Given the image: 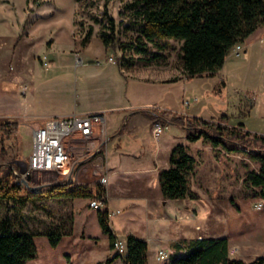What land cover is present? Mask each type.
<instances>
[{
  "label": "rangeland",
  "instance_id": "rangeland-1",
  "mask_svg": "<svg viewBox=\"0 0 264 264\" xmlns=\"http://www.w3.org/2000/svg\"><path fill=\"white\" fill-rule=\"evenodd\" d=\"M128 3L130 2L121 0H82L81 2L49 0L46 2L45 12L51 14L55 10L56 17L47 18L43 22L37 23L34 29L35 34L40 43L51 35L54 36L58 41L56 51H62L63 48L71 46L68 49L67 57H78L79 55L75 54L82 52L81 40L89 27H94V36H100L102 33L107 34L109 30L104 27L109 24V18L112 17L116 21L118 43L115 46H110V52L115 59H119V55L124 53L119 47V43L132 42L140 23L134 11L126 8ZM21 15L19 12L20 17ZM262 31L264 32V26ZM183 46V40H157L153 46L151 45L150 54L142 56L144 58L142 61L144 63L166 61L168 66L164 68V71L167 73L171 72L173 67L178 66L180 69ZM263 47V45H259L250 50L248 55L231 59L233 64L223 72L230 79L229 87L225 88V85L221 84L219 75L191 78L187 85L184 79L171 82L163 88L148 85L147 91L142 92L136 90L135 83L131 82L129 96L141 100L144 104L161 101L164 105L172 108L180 106L185 94L186 98H198L197 104L189 109L192 112L199 111L197 113L199 118L215 116L212 119L217 121L216 123L235 127L234 125L237 123L234 122V118L242 117L245 125L249 129H253L254 134L264 136V53L260 49ZM36 50L42 56L44 52H47L43 45H37ZM67 57L61 60L54 57L56 63L52 67V71L57 74L51 80L55 83L62 82V88L60 89L59 83L52 84L48 90V99L45 98L42 108L67 113L74 108L77 61L67 60ZM123 57L129 58L134 55L130 51L127 54L124 53ZM239 61H245L244 66H240L242 69L240 72L237 71L238 67L234 64ZM171 66L173 67L171 68ZM230 68L234 70L233 73ZM252 95L257 98V107L249 114ZM18 98L19 100L16 101L12 109L7 111L8 114L14 116H12L13 119L4 120L17 122L16 120L22 119L15 117L17 114L23 113V107L20 105L23 98L21 95ZM158 109L168 111L157 107H147L145 110ZM149 120L152 122L138 120L137 129L133 132H131V125H127L122 135L120 134L121 136H116L117 131H112L106 126L108 140L110 136L113 138L106 147L101 146V151L97 155L102 157L98 162L103 163L105 170L115 169L110 172V176L113 172L119 171L118 175L111 176L113 178L106 186L108 200L111 203L112 230L119 233L121 239L126 238L129 231L135 232L138 236H144L148 218H153V216L158 218L163 215L162 219H158L156 227L159 235L164 238L177 234L187 236L188 240L225 237L230 242V249H238V253L231 258L251 262L257 257L264 256V207L258 209V204L263 201L259 196H256L260 191H264V188L263 190L256 189L246 183L248 175L253 172L259 173L263 166L261 159L253 158L247 151L254 150L255 154L264 156V147L259 144L247 148V151L240 152H229L225 149L214 150L203 139L195 142L189 141L185 131L176 125L170 126L164 135L156 140L152 133L153 127L156 122L162 120H151L150 118ZM39 121H34V125H32V121H29L31 124L20 123L19 133L16 135L18 139L13 137L11 140H5L4 146L8 150V155L5 157L7 161L0 159V163L29 160L34 128ZM126 123L123 125L125 126ZM178 145L187 146L190 155L197 160L195 172L191 177V186L199 194V199L179 202L180 204L176 208L180 215L174 218L170 215V211L173 209V205L178 203L176 201H171L168 205H164L162 202L156 208L153 207L151 211L145 208L144 201H140L142 203L140 214H130L129 209H122L125 199H121L120 195L124 196L123 194L126 193L119 187V183L129 179V181H133L138 176H125L135 173L137 168H128L121 164V154L131 150L148 153L157 151L159 148L161 151L156 162L163 165L165 159L170 158L173 149ZM90 146L92 143H87V147ZM93 160L94 158H90L82 164L90 163ZM82 164L77 166L74 174L75 182L77 171ZM92 165L96 164L92 163ZM71 173L72 170L68 174ZM105 176V172H103L98 178L101 180ZM68 180L69 176L66 178L61 173H36L30 184L33 186L47 183L58 184ZM118 180L121 182L117 184ZM28 199L24 206L14 204H10L9 207L1 206L0 220L9 217L15 229L25 230L32 234L52 232V228H55L57 223L61 224L60 222L63 220V223L65 224L66 221V224L60 227L61 230L56 229L61 233L60 242L56 246L47 236L39 234L35 236L38 257L28 261L27 264H98L107 261L110 257V238L99 224L98 210L90 208V200H74L66 197L50 199L44 195ZM233 202L240 210L235 209ZM72 214L76 219L73 226L67 220L72 217ZM163 248L167 250V256L160 258ZM172 252L166 243H162L161 247H158L150 241L149 264H168L167 262L171 258L169 254ZM174 256L177 258L178 255L174 254ZM112 264H122L121 258L116 259Z\"/></svg>",
  "mask_w": 264,
  "mask_h": 264
},
{
  "label": "trees",
  "instance_id": "trees-1",
  "mask_svg": "<svg viewBox=\"0 0 264 264\" xmlns=\"http://www.w3.org/2000/svg\"><path fill=\"white\" fill-rule=\"evenodd\" d=\"M39 1V0H36ZM81 2L82 0H76ZM129 1L126 8L133 10L139 20L136 36L130 43H119L121 50L127 54L130 51L138 56L150 54L151 45L161 39H178L184 41L181 56V71L187 79L195 77H214L220 74L231 50L238 43H245L259 28L264 26V0H121ZM99 22V21H98ZM109 30L100 38L105 46H115L118 43L116 21L109 18V24L104 27ZM94 36V27H89L81 40L86 47ZM143 58V57H142ZM144 59V58H143ZM134 63V57H123L120 65L129 70ZM169 81V82H175ZM221 84L225 81L221 79ZM151 120H162L165 126L176 125L182 128L191 142L205 140L214 150L225 149L229 152L247 151V148L261 145L264 147V136L253 134L246 130L244 124L235 127L222 126L214 119L207 120L174 111L150 110L140 111ZM169 116V117H167ZM20 123L14 121L0 122V159L8 155L5 140L18 139ZM255 159L262 160L259 173H250L246 183L256 189L264 188V156L247 151ZM8 163H0V207L14 204L26 205L29 197L46 198L66 197L69 199L96 200L103 205L98 210V220L112 246L120 234L111 227V213L108 203V191L104 184L95 182L89 185H79L74 182L68 187L57 186L45 188L36 194L17 180L14 170ZM169 168L159 173V184L165 201L197 200L199 194L191 186V177L195 172L197 160L190 155L185 145L176 146L169 159ZM77 166L73 169L75 174ZM60 184V183H58ZM264 205V191L256 194ZM235 209L240 208L233 202ZM68 222L73 226L75 217L72 214ZM64 221V220H63ZM61 224L52 228V232L28 233L17 230L9 217L0 220V264H27L38 257L34 238L37 234L47 236L56 246L61 239ZM64 232V230H63ZM65 233V232H64ZM66 234V233H65ZM128 254H116L112 259L98 264H112L121 258L124 264H149L148 243L134 235L126 237ZM187 247L179 245L185 252L175 258L171 264H264V256L252 262L230 257L228 238H202L185 241Z\"/></svg>",
  "mask_w": 264,
  "mask_h": 264
},
{
  "label": "crops",
  "instance_id": "crops-1",
  "mask_svg": "<svg viewBox=\"0 0 264 264\" xmlns=\"http://www.w3.org/2000/svg\"><path fill=\"white\" fill-rule=\"evenodd\" d=\"M47 1L49 0H0V122L4 119H13V115L8 114L7 111L12 109L16 101L19 100V95L23 98L20 101V105L23 107V113L15 116L22 118L16 121L21 124H31L29 121H32V125H34V121L40 120L34 130L40 127L46 119L51 117L105 111L107 113L106 126L111 128L112 131H117L116 136H118L120 134L122 135L127 125H131V132L135 131L137 129V121L140 119L152 122L148 117L140 113V111L145 110L147 107H157L198 117L197 113L199 111L192 112L190 111L191 109H184L183 102L186 98L185 94L183 95L181 104H179L180 106L172 108L164 105L161 101H153L144 104L141 100L130 98L129 90L131 82L135 83L134 88L136 90L142 92L147 91V88H149L148 85L163 88V86L171 83L169 81H179L180 79H184L187 85L188 79L178 66H171V68L173 67L171 72L167 73L164 71V68L168 66V62L148 61L144 63L142 61L144 59L134 53L133 55L135 58L133 65L129 70H125L120 65V60L123 58L124 53L119 55L118 58L120 60L115 59L110 52V47L105 46L99 35L93 36L91 42L86 47H83L81 50L82 52H77V54H75L79 55L78 57L81 59V63H76V79L74 82L76 98L74 108L68 113L42 108L45 98L48 99V90L51 85L59 83L60 89L62 88V82L55 83L51 80V78L57 74L55 71H52V67L56 63L54 57H58L59 60L65 59L68 54V49L71 47L67 46L65 49L63 48L62 51H56L58 41L52 35L44 39L41 43L38 41L34 30L35 25L39 22H43L44 19L56 17L55 10L52 11L51 14L50 12H45L47 9L45 8ZM18 11L22 14L21 17ZM37 45L46 47L47 52H44L43 56L38 54L36 50ZM259 45L264 46V32L262 31V27L253 33L244 43V55H248L250 50ZM260 49L264 53V47ZM110 58L113 59V62H110ZM233 58L234 57L229 56L219 74L220 78L225 81V88L227 86L229 87L230 79L226 77L223 72L233 64V62H231ZM68 59L77 61L76 56L67 57V60ZM244 62L245 61H239L234 63L238 67V72L242 70L240 66H244ZM56 69L58 70V68ZM230 71L233 73L234 70L230 68ZM64 84H66V82H64ZM252 98L249 114L251 110L254 111L257 107L256 96L252 95ZM108 118L110 119L109 122ZM210 118H215V116L205 117L204 119L208 120ZM125 122L127 123L124 126L123 124ZM234 122L237 123V125L234 126L240 124L245 125L242 117L234 118ZM245 128L247 131L253 133V129H249L247 125H245ZM111 138L113 137L110 136L109 140L107 139V143H105L103 148L110 143ZM131 151L121 154V164H124L128 168H137L135 173L125 176L135 175L138 177L133 181H129L130 179L128 181L123 180L122 182L121 180L117 181V184L121 182L119 183V187L126 193L123 194L124 196L120 195L121 199H125V204L122 209H129V211H131L130 214H140L142 209V203L140 201H144L146 203L145 208L150 211L153 207L156 208L162 202L164 205H168L171 201H165L162 196L159 184V173L161 170L169 168L170 158H166L164 164L160 165L156 162L161 151L159 148L157 151H149L148 153L142 152L141 150ZM92 158H94L93 161L82 164L81 168L77 171L76 184L89 185L100 182L101 180L98 176L105 172V177L108 178V182L105 185L107 186L110 179L112 180L113 178L111 176L118 175L119 171L113 172L110 176V172L115 169L109 168L105 170L103 163L98 162L100 158H102L100 155ZM92 163L96 165H92ZM176 202L178 203H175L172 207L173 209L170 211V215H172L173 218L180 215V212L176 208V206L180 204L179 202H187V200ZM108 203L109 209H111L110 200H108ZM151 215L152 214H150V216ZM162 216L163 215L158 216V218L154 216L153 218H148L145 233L143 234L144 236H138L135 232L129 231L125 237L134 235L146 241L149 248L150 241L158 247H161L162 243H166L173 251L169 254L171 258L167 262L171 264L175 259L174 254H177V257L185 254L179 245L187 247L185 241L195 239L188 240L187 236L179 234L165 238L160 236L156 225L159 221L158 219ZM167 216L166 214V217ZM110 248L111 252L108 259L114 258L117 254L112 244ZM164 251L165 253L167 252L165 248H163L162 252ZM157 259L159 260V257H157ZM122 264H124L123 260Z\"/></svg>",
  "mask_w": 264,
  "mask_h": 264
},
{
  "label": "built area",
  "instance_id": "built-area-1",
  "mask_svg": "<svg viewBox=\"0 0 264 264\" xmlns=\"http://www.w3.org/2000/svg\"><path fill=\"white\" fill-rule=\"evenodd\" d=\"M244 53V43H238L231 50L230 57L240 58ZM109 60L113 62L112 58ZM77 63H81L79 57H77ZM197 102L198 98H185L184 109L195 106ZM106 124L107 113L105 111L75 113L46 119L40 127L34 130L31 155L27 161L28 171L21 174V178L27 179L28 176L33 177L36 173H61L67 178L70 170L96 156L100 152L101 146L107 143ZM169 127L160 121L156 122L153 127L154 138L159 140ZM87 143H92V146L87 147ZM15 172L20 173L19 168ZM21 180L19 181L21 182ZM107 182V177L101 179L102 184H107ZM263 207V203L258 204V209ZM90 208L100 210L103 205L93 200L90 203ZM114 249L119 255H127V241L118 237L114 243ZM237 253V248L229 250L230 257ZM166 256L167 254L162 252L160 258Z\"/></svg>",
  "mask_w": 264,
  "mask_h": 264
},
{
  "label": "water",
  "instance_id": "water-1",
  "mask_svg": "<svg viewBox=\"0 0 264 264\" xmlns=\"http://www.w3.org/2000/svg\"><path fill=\"white\" fill-rule=\"evenodd\" d=\"M9 166L14 170L17 180H21L22 179L21 174H25L28 171V162L25 160H15L9 163ZM16 167L19 168L20 173L15 172ZM31 179L32 177L28 176L27 179H22L21 182L27 187L29 191L36 193V194L41 193L45 188H48V187H57V186L68 187L75 182L73 170H72V173L69 175V180L65 183H60V184L47 183L43 185L33 186L30 184Z\"/></svg>",
  "mask_w": 264,
  "mask_h": 264
}]
</instances>
